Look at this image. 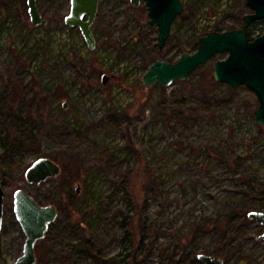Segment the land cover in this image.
I'll list each match as a JSON object with an SVG mask.
<instances>
[{
	"label": "rangeland",
	"instance_id": "rangeland-1",
	"mask_svg": "<svg viewBox=\"0 0 264 264\" xmlns=\"http://www.w3.org/2000/svg\"><path fill=\"white\" fill-rule=\"evenodd\" d=\"M181 1L185 11L160 49L144 0L140 6L100 0L90 50L80 29L65 24L70 0H37L45 27L32 24L25 0H0V147L7 132L27 139L26 119L43 116L32 152L0 150V264L23 253L26 236L14 214L18 189L59 208L36 245L37 264H109L129 243L123 225L129 215L149 264H203L199 254L225 264H264V226L243 217L247 209L264 211L256 95L215 81L212 66L228 53L168 88H146L142 80L156 60L195 53L200 34L251 11L246 0ZM41 157L56 161L62 175L29 184L26 170ZM86 240L94 253L72 250Z\"/></svg>",
	"mask_w": 264,
	"mask_h": 264
},
{
	"label": "water",
	"instance_id": "water-1",
	"mask_svg": "<svg viewBox=\"0 0 264 264\" xmlns=\"http://www.w3.org/2000/svg\"><path fill=\"white\" fill-rule=\"evenodd\" d=\"M148 11L149 24L158 29V46L163 49L168 42L171 28L176 18L185 11L181 0H144ZM100 0H70V11L65 17V24L81 31L90 50L96 48V37L92 26L98 14ZM140 6L141 0H131ZM250 13L243 17L240 28L229 31H211L199 40V48L195 53L185 52L176 62L156 60L144 73L142 80L146 88L154 85L171 87L175 82L185 81L197 68L205 65L217 54L228 53L224 60L212 66L216 82L228 84L236 89L241 86L252 91L258 100V108L254 111L257 123L264 128V34L251 39L249 28L253 23L264 20V0H246ZM28 13L34 26L45 27L44 19L37 0H27ZM110 77L104 75L102 83L108 84ZM68 103L63 104L65 110ZM62 173L61 166L48 157L34 161L26 170L29 184L40 185L49 179L58 178ZM76 193H81L77 187ZM5 192L3 175L0 171V236L3 230L5 214ZM14 214L20 224L26 240L22 255L11 264H37L36 245L44 240L50 227L59 217L56 205H42L24 189L14 193ZM250 220L264 226V211H250ZM264 240V232L260 236ZM203 264H225L224 259L213 255L199 254Z\"/></svg>",
	"mask_w": 264,
	"mask_h": 264
},
{
	"label": "trees",
	"instance_id": "trees-1",
	"mask_svg": "<svg viewBox=\"0 0 264 264\" xmlns=\"http://www.w3.org/2000/svg\"><path fill=\"white\" fill-rule=\"evenodd\" d=\"M25 4H26V0H25ZM26 6H27V4H26ZM246 13L247 12L240 11V13L234 17L233 24L216 28V31L223 32V31H229V30H234V29L239 28L242 24L243 17H244V15H246ZM263 34H264V20L253 23L252 26L249 28V36L251 39H254V38L261 36ZM201 36L202 35L200 34L198 37L197 48L195 49V52L198 51L199 40H200ZM183 53H185L184 50L181 52V56ZM157 86L161 87V85H155L152 87H157ZM42 120H43L42 115H39L38 117L36 115H30L26 119V122L29 125V135H28L27 139H25V140L21 139L20 137L13 135L10 132H7L1 138L0 150L2 149L4 153H7V152L12 151V150H17L20 152H32L40 140V129H41V125H42ZM261 130L264 131V128L261 127ZM188 149H189L191 155H196L198 152L197 149L192 148V147H189ZM220 155H222V154H220ZM219 157H221V156H219ZM61 175H62V173H61ZM3 185H4V182H3ZM73 197H75L74 192L72 194H70V201H72ZM249 212H250V209H247L244 212L243 217L248 218ZM136 215L138 216L137 213L135 214V216ZM133 219H135V217L129 215L123 223V225L127 231L125 233V239L127 242H129L127 247L125 248V250L123 252L112 256L110 259H107L106 260L107 263H109V264H149L147 262V259L144 258L145 256L143 253L144 252V250H143L144 238H142L141 240H138V234H136L135 229L132 228ZM52 226L50 227V229L52 228ZM72 250H75V251L76 250L77 251L86 250L89 253H94L95 247H94V244L90 240H86L82 244L73 245ZM37 263H38V260H37Z\"/></svg>",
	"mask_w": 264,
	"mask_h": 264
},
{
	"label": "flooded vegetation",
	"instance_id": "flooded-vegetation-1",
	"mask_svg": "<svg viewBox=\"0 0 264 264\" xmlns=\"http://www.w3.org/2000/svg\"><path fill=\"white\" fill-rule=\"evenodd\" d=\"M26 4H27V0H26Z\"/></svg>",
	"mask_w": 264,
	"mask_h": 264
}]
</instances>
